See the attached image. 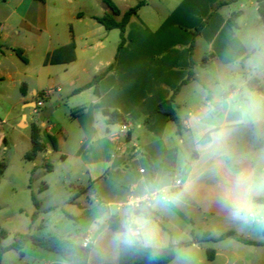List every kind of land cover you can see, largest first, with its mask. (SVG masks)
<instances>
[{"label":"crops","instance_id":"obj_1","mask_svg":"<svg viewBox=\"0 0 264 264\" xmlns=\"http://www.w3.org/2000/svg\"><path fill=\"white\" fill-rule=\"evenodd\" d=\"M34 1L47 6V0ZM82 1L101 9L57 7L30 14L6 3L8 12L0 19V98L17 93L22 111L16 126L29 130L30 148L32 124L41 128V137L54 135L56 149L41 140V159L49 170V156L57 155L64 165L61 178L69 180L61 184L71 186L67 199L49 205L40 223L32 214L27 234L81 246L87 236L86 264H118L120 245L135 240L147 247L173 246L168 264H264V230L259 237L242 233L245 223L235 214L245 205L255 207L254 197H264V65L247 63L251 45L238 34L243 12L238 10L236 27L229 28L230 13L210 14L216 0H144L118 47L119 31L95 20L109 12L104 0ZM111 1L123 14L141 0ZM104 71L95 91H76ZM251 77L261 90L247 86ZM178 86L172 103L177 128L153 112ZM46 89L53 92L39 111L35 103ZM60 109L66 111L64 124L55 116ZM104 110L122 116L126 133L119 123L107 122ZM172 176L181 179L179 187L172 186ZM47 188L42 184L38 191ZM160 189L167 202L155 196L136 209L127 206L130 198ZM110 217L121 231L109 227ZM229 231L258 245L230 237L200 240ZM22 252L16 264H68L29 244Z\"/></svg>","mask_w":264,"mask_h":264},{"label":"rangeland","instance_id":"obj_2","mask_svg":"<svg viewBox=\"0 0 264 264\" xmlns=\"http://www.w3.org/2000/svg\"><path fill=\"white\" fill-rule=\"evenodd\" d=\"M220 2L226 4L217 6ZM6 3L18 5L21 13L30 14L45 10L49 13L54 12L53 10L57 7L65 11L83 9V7L86 10L94 9L95 11L101 9L100 6L92 8L82 0H74L72 3H68L67 0H47V6L34 0H0V19L8 12ZM210 5L209 8L213 11L224 14L238 10L243 12L244 16L240 20L238 34L242 38H248L251 45L250 52L252 56L247 63L248 65L252 63L256 67L264 65V60L262 61L260 57L262 54L264 57V13L261 15L257 9L260 7L264 10V0H216ZM259 48L260 53L257 52ZM248 65L247 67L252 69ZM260 77L264 82V74ZM211 87L213 88L214 85ZM17 97V93L12 92L8 99L0 98V121L4 122L1 125V132L5 137V141L0 145V162L4 164V170L0 178V231L6 233L5 237H0V247L10 245L17 234L28 233L32 214L37 215L35 220L40 223L42 218L47 217L49 205L61 203L64 199H67L69 196L67 191L71 188L68 185L63 187L61 184L63 179L61 178V171L64 165L58 161L57 155L54 153L49 156L47 162L49 170H46L43 165L42 152L37 153L33 160L25 159V154L30 151V143L25 138L29 135V130L16 126L22 111L19 105H16ZM43 103L47 105L48 101L44 100ZM25 112L29 115L28 109ZM65 112L64 109H60L55 114L63 124L65 123ZM23 126L24 124L21 123L20 127ZM3 146H5V150H3ZM63 181L68 183L69 180L63 179ZM42 184L48 185V188L39 192L38 189ZM261 193L264 195V186ZM32 196L40 210L46 209L45 213L36 210ZM254 206L245 205L243 207H250L255 216L252 215V218H250V215H246L245 212L241 211V219L245 224H242L239 229L242 233L250 230L252 237H259L261 231L264 230V204L255 203ZM17 258H19L17 251H5L0 254V264H16Z\"/></svg>","mask_w":264,"mask_h":264},{"label":"trees","instance_id":"obj_3","mask_svg":"<svg viewBox=\"0 0 264 264\" xmlns=\"http://www.w3.org/2000/svg\"><path fill=\"white\" fill-rule=\"evenodd\" d=\"M44 1V0H39ZM231 1V0H229ZM104 3L109 9L108 13L103 14L100 17L95 18V20L102 25L106 30L117 29L119 31V43L118 47H121L124 44L125 38V29L126 26L132 16H134L137 10L144 4V0L139 1L135 6L129 8L123 14H120L119 10L116 6L112 3L111 0H104ZM225 2L218 3L217 6L225 5ZM261 15H263L264 10L260 7L257 8ZM213 12L211 10L210 14ZM239 11H234L229 14L226 19V25L229 28L236 27V19L239 16ZM120 16V19L117 21L115 17ZM207 20H204L202 24L196 29L194 34L198 33L199 30L206 24ZM17 55L20 54L18 50L14 51ZM105 71L99 73L98 75L94 76L92 80L86 84L85 86L77 89L76 91H81L83 89L94 87V91L96 88L97 82L104 76ZM191 76V73L188 74L186 80H184L181 85H183L187 79ZM247 86L252 90H261L259 80L256 77H251L247 80ZM178 86L167 100L159 103L156 108L154 109L153 113H161L166 115L171 121H173L176 127H179L178 118L175 115L174 109L172 108V103L175 94L179 90ZM37 110L41 111L43 109V105L36 107ZM104 115L107 117L108 123H121L123 118L120 114L116 111L104 110ZM41 128L35 124H32L30 127V141H31V148L25 154V159L33 160L37 153L43 150V143L41 140L44 138L53 149L57 148V143L54 135L51 134H43V137L40 136ZM4 170V164L0 162V178L1 174ZM32 201L34 206L36 207V201L32 196ZM253 202L257 204H264V197H254ZM33 218V216H32ZM109 227L115 231H121L122 227L117 221L115 217H110L108 220ZM6 233L4 231H0V237H5ZM233 238L239 242L249 244V245H258V243L248 241L244 238L238 237L234 232L229 231L222 234L219 238H211L208 234L201 237L200 240L209 239V240H219L222 238ZM32 245L34 247L43 249L45 251L54 252L58 254L62 259L68 262V264H86L88 255H89V248L86 246H81L79 244L74 243L73 241L67 238H60L49 236L45 238H38L30 234H17L10 245L6 247H0V254L8 250H14L22 255V249L26 245ZM188 243H183L181 245H187ZM211 252H208L210 255ZM174 258V247L167 246L162 248L157 247H147L143 246L137 240L134 241L133 244H121L119 247V263L118 264H168Z\"/></svg>","mask_w":264,"mask_h":264},{"label":"built area","instance_id":"obj_4","mask_svg":"<svg viewBox=\"0 0 264 264\" xmlns=\"http://www.w3.org/2000/svg\"><path fill=\"white\" fill-rule=\"evenodd\" d=\"M53 92V89H46V90H43L40 94H39V100L35 103V106L36 107H39V106H42V101L47 99L50 94ZM3 123L0 121V128H1V125ZM119 126H120V132L121 133H126L127 131V126L124 124V123H119ZM1 133V131H0ZM1 139H3V137L1 136ZM1 145V143H0ZM3 150H5V147H3ZM120 151V147L117 145L116 146V152H119ZM121 152V151H120ZM141 173H143V170H140ZM181 185V179L176 177V176H172V186L173 187H179ZM159 197L162 201L164 202H167L168 199L166 197V191L164 189H160L157 193L153 194L152 196H147V197H133V198H130L128 201H127V206L128 207H131V208H138L140 207V205L143 203V202H146V201H149L151 200L153 197ZM250 218H252V215H250ZM90 243V240L89 238L86 236L83 238V244L84 246L87 247V245Z\"/></svg>","mask_w":264,"mask_h":264},{"label":"clouds","instance_id":"obj_5","mask_svg":"<svg viewBox=\"0 0 264 264\" xmlns=\"http://www.w3.org/2000/svg\"><path fill=\"white\" fill-rule=\"evenodd\" d=\"M241 211L245 212L246 215H253V216H255V213L253 212V210L250 207L238 208L237 209V212L235 214L236 215H239Z\"/></svg>","mask_w":264,"mask_h":264},{"label":"water","instance_id":"obj_6","mask_svg":"<svg viewBox=\"0 0 264 264\" xmlns=\"http://www.w3.org/2000/svg\"><path fill=\"white\" fill-rule=\"evenodd\" d=\"M43 117H44V118H47V117H48V115H47V114H44V115H43Z\"/></svg>","mask_w":264,"mask_h":264}]
</instances>
